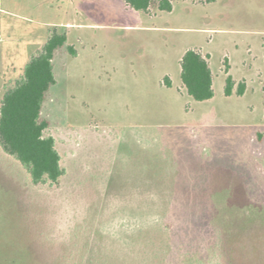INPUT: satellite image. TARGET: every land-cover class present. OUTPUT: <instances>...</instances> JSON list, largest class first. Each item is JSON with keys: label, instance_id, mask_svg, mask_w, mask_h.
<instances>
[{"label": "rangeland", "instance_id": "rangeland-1", "mask_svg": "<svg viewBox=\"0 0 264 264\" xmlns=\"http://www.w3.org/2000/svg\"><path fill=\"white\" fill-rule=\"evenodd\" d=\"M22 1L0 17V106L66 33L42 108L65 173L34 184L0 145V264H264V0ZM191 48L213 59L205 101Z\"/></svg>", "mask_w": 264, "mask_h": 264}, {"label": "trees", "instance_id": "trees-1", "mask_svg": "<svg viewBox=\"0 0 264 264\" xmlns=\"http://www.w3.org/2000/svg\"><path fill=\"white\" fill-rule=\"evenodd\" d=\"M136 10L149 11L154 0H125ZM160 10L171 11L172 0H158ZM66 33L54 29L42 49L31 57L24 74L5 92L0 106V145L28 171L34 184L59 183L65 169L53 136H46L50 121L42 116V108L52 85L57 82L53 60L57 51L67 44ZM68 49L77 54L73 45ZM181 78L188 94L197 101L213 98V72L209 56L197 49H188L181 59ZM228 72V70H227ZM167 84L170 80L166 77ZM236 80L226 77L225 94L234 93ZM246 82L240 81L236 92L243 95ZM259 139L264 131L259 132Z\"/></svg>", "mask_w": 264, "mask_h": 264}, {"label": "crops", "instance_id": "crops-1", "mask_svg": "<svg viewBox=\"0 0 264 264\" xmlns=\"http://www.w3.org/2000/svg\"><path fill=\"white\" fill-rule=\"evenodd\" d=\"M14 0H1L0 2L2 3V5H0L1 7H0V17H5V16H12L13 14L11 13V10H14L10 5H8L10 2H13ZM45 1V0H44ZM18 3L19 4H21V3H23V1L21 2V0H18ZM49 4H50V8H53V9H55V10H57L56 8H57V3H56V0H54V3H53V1L52 0H49ZM6 6V8H4V7H2V6ZM17 8V7H16ZM17 9H20V8H17ZM15 11V10H14ZM13 11V12H14ZM17 11V10H16ZM15 13V12H14ZM3 15H5V16H3ZM15 15V14H14ZM13 15V16H14ZM18 16H21V15H19L18 14ZM38 17H40V16H38ZM25 18V17H24ZM47 25H51V23H47ZM188 50V49H187ZM186 50V51H187ZM185 51V52H186ZM184 52V53H185ZM184 53L181 55L182 57H183V55H184ZM182 57L180 58V59H182ZM213 59H210L209 58V63H210V66H211V63H213V61H212ZM214 65V64H213ZM212 68V67H211ZM212 72H213V69H212ZM214 73L215 72H213V76H214ZM232 75V74H231ZM214 79V78H213ZM235 79V78H234ZM244 95V94H243ZM231 96V95H230ZM242 96V95H241Z\"/></svg>", "mask_w": 264, "mask_h": 264}]
</instances>
